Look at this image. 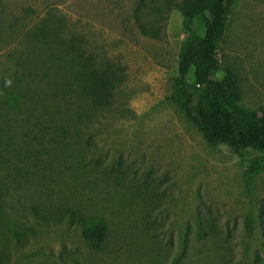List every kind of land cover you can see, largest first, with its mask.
I'll return each mask as SVG.
<instances>
[{
    "label": "rangeland",
    "instance_id": "374dc122",
    "mask_svg": "<svg viewBox=\"0 0 264 264\" xmlns=\"http://www.w3.org/2000/svg\"><path fill=\"white\" fill-rule=\"evenodd\" d=\"M169 1L0 0V264H264V172H246L264 153L211 144L174 101L189 35L182 0ZM139 18L160 22L162 38ZM57 35L114 64L110 107L78 120L45 99L44 79L71 66ZM220 56L241 105L263 109L264 0H236ZM12 89L22 111L4 104ZM71 209L108 221L102 250Z\"/></svg>",
    "mask_w": 264,
    "mask_h": 264
},
{
    "label": "trees",
    "instance_id": "16d2710c",
    "mask_svg": "<svg viewBox=\"0 0 264 264\" xmlns=\"http://www.w3.org/2000/svg\"><path fill=\"white\" fill-rule=\"evenodd\" d=\"M172 5L170 0L169 7ZM174 5L182 12L189 35L175 78L174 101L211 144L226 145L236 152L253 149L264 153V108L254 110L241 105V86L232 67L224 68V76L219 77L221 42L236 0H182ZM154 13L162 15V9L155 7ZM138 25L146 36L162 38L160 22L151 23L139 18ZM56 42L71 66L67 67L68 70L59 69L52 85L41 77L50 87L45 99H51L52 105L57 104L63 110H71L72 106L74 111L70 114L78 120L94 116L100 108L110 107L117 82L114 64L108 61L99 67L82 46L80 37L65 39L57 35ZM190 74L197 93L190 88ZM31 84L25 87L31 89ZM25 96L14 89L8 90L4 104L22 111L26 105ZM40 98L44 99V96ZM246 172L250 178L264 172V157L250 159ZM35 210L45 222L60 220L59 216L42 213L37 207ZM68 213L72 222L81 228L88 247L102 250L110 232L108 221L99 216L87 217L74 209ZM200 231L206 233L203 229Z\"/></svg>",
    "mask_w": 264,
    "mask_h": 264
}]
</instances>
